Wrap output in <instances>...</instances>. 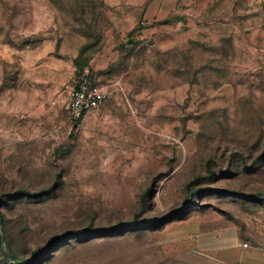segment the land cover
Returning a JSON list of instances; mask_svg holds the SVG:
<instances>
[{"label": "rangeland", "instance_id": "1", "mask_svg": "<svg viewBox=\"0 0 264 264\" xmlns=\"http://www.w3.org/2000/svg\"><path fill=\"white\" fill-rule=\"evenodd\" d=\"M76 1L0 0V264H264V0Z\"/></svg>", "mask_w": 264, "mask_h": 264}, {"label": "built area", "instance_id": "2", "mask_svg": "<svg viewBox=\"0 0 264 264\" xmlns=\"http://www.w3.org/2000/svg\"><path fill=\"white\" fill-rule=\"evenodd\" d=\"M107 98L108 90L103 85L94 81L89 71H86L79 82L69 92V131L76 133L81 128L85 115L103 105ZM243 246L247 248L249 243L245 242Z\"/></svg>", "mask_w": 264, "mask_h": 264}, {"label": "crops", "instance_id": "3", "mask_svg": "<svg viewBox=\"0 0 264 264\" xmlns=\"http://www.w3.org/2000/svg\"><path fill=\"white\" fill-rule=\"evenodd\" d=\"M210 251L216 261L227 264H244L246 257L252 255V250L243 248L235 236H214Z\"/></svg>", "mask_w": 264, "mask_h": 264}, {"label": "water", "instance_id": "4", "mask_svg": "<svg viewBox=\"0 0 264 264\" xmlns=\"http://www.w3.org/2000/svg\"><path fill=\"white\" fill-rule=\"evenodd\" d=\"M0 234H1L2 241H3L5 253L9 257V259L13 261L12 256H11V254L8 250V247L6 245V242H5V235H4V231H3V219H2L1 214H0ZM43 249H44V247L41 248L40 250L42 251Z\"/></svg>", "mask_w": 264, "mask_h": 264}, {"label": "trees", "instance_id": "5", "mask_svg": "<svg viewBox=\"0 0 264 264\" xmlns=\"http://www.w3.org/2000/svg\"><path fill=\"white\" fill-rule=\"evenodd\" d=\"M52 1L55 3V0H52ZM76 5L79 6V7H81V8H83L84 11H85L86 8H87V6L85 5V2L83 3V1H78V0H77V1H76ZM0 214H1V216H2L3 223H4V217H3V215H2L1 212H0ZM0 243H3L2 238H1V234H0ZM11 256H12L13 261H15V260H16L15 256H13L12 254H11Z\"/></svg>", "mask_w": 264, "mask_h": 264}]
</instances>
